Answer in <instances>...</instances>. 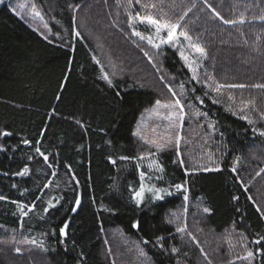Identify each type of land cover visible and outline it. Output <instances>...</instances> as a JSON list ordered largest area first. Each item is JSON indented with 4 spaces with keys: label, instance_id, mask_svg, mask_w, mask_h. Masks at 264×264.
Listing matches in <instances>:
<instances>
[{
    "label": "trees",
    "instance_id": "1",
    "mask_svg": "<svg viewBox=\"0 0 264 264\" xmlns=\"http://www.w3.org/2000/svg\"><path fill=\"white\" fill-rule=\"evenodd\" d=\"M41 1H55L49 23L58 37L42 34L7 3L0 6V131L12 134L0 137V195L6 197L0 240L11 234L35 240L42 264H110L108 257L116 264H264V251H258L264 243H254L264 236V87H257L264 85V0H151L154 14L169 12L175 23L181 17L178 32L203 48L199 67L190 63L195 73L175 46L135 41L125 27L127 15L115 14L106 0ZM86 7L90 21L75 23L73 10ZM112 19L118 22L114 32ZM138 28L144 37L154 30ZM86 32L106 34L99 46L106 51L111 43L119 49L114 65L102 64L111 86ZM127 38L134 39L131 46ZM145 73L157 84L143 79ZM160 73L165 78L158 80ZM217 84L225 87L213 91ZM173 91L210 125L218 171L192 168L184 154L181 166L172 145L142 153L144 144L133 135L142 113ZM198 123L185 120L184 127L195 134ZM37 140L47 163L35 151ZM152 160L162 172L149 168ZM25 166L27 175L14 174ZM141 171L143 182L172 194L153 200L148 192L138 207L132 196ZM77 196L81 204L73 213ZM49 201L55 206L45 213ZM184 203L193 210L182 235L169 217ZM18 204L35 208L22 216ZM198 227L203 243L194 235ZM233 231L243 237L245 254L255 253L251 261L238 258L242 249L227 253L210 243Z\"/></svg>",
    "mask_w": 264,
    "mask_h": 264
},
{
    "label": "rangeland",
    "instance_id": "2",
    "mask_svg": "<svg viewBox=\"0 0 264 264\" xmlns=\"http://www.w3.org/2000/svg\"><path fill=\"white\" fill-rule=\"evenodd\" d=\"M197 1H202V0H197ZM197 1L195 3H197ZM41 0H4V3H7L10 8L15 11L18 15H20L22 18L26 20L33 28L37 29L39 32L42 34H45L47 36H55L58 37V32H54V28L50 26V12H52L53 7L55 6V1H52L51 3H46ZM2 3V4H4ZM107 4L111 5V10L114 11L115 14H126L127 15V23L125 24V27H129V29L132 31H138L139 28L138 26L146 27L147 29L149 28H154V30L151 32L149 36L153 38L154 43H159V38L156 37L155 33V27L153 25H149L147 23V19L144 20V22H141L140 18H146V17H152L154 19L160 20L162 23H171V24H178L182 22L181 17L178 18V22L175 23V20L172 21L169 17H166L169 12L164 11V15L162 17L158 16V14H154L153 10L154 8L152 5L154 3L151 2V0H140L139 3L136 2V0H106ZM0 4V6L2 5ZM116 4V5H115ZM33 5H35V8H33ZM82 8H75L73 10V20L75 23H83L85 21H90L89 18V12L87 11V7L84 10H81ZM158 11H160L158 9ZM168 11V10H167ZM39 13V15H37ZM161 18V19H159ZM131 22V27L129 26ZM118 22L112 19V24L110 29H114L117 26ZM93 25V24H92ZM114 25V28H113ZM60 27V30L65 32L64 29L62 28L61 25H58ZM93 28V27H92ZM94 28H97L94 25ZM116 29V28H115ZM111 30V31H115ZM75 31V30H74ZM110 31V30H109ZM119 31V30H118ZM178 28L176 30V39L174 42V45L176 49H178L179 53L181 54V51H183L184 55L188 57L187 63L190 65V63H195L196 67H199V54L198 52H195L194 49L189 47V41H187L183 37H179ZM93 32V30H92ZM140 32V31H138ZM89 34V38L91 40L94 39L96 45H97V52H96V59L100 62V64H104L109 62V64L114 65L112 63V58H114V55L117 54V51H119L117 46H114L113 43H111V49L106 51L103 47L100 46V41L104 40L105 41V35H103L102 32H99L98 36L94 34H90L89 32H86ZM141 33V32H140ZM145 36V39H140V37L135 36L132 34V37L135 39V41H147V37ZM161 38L167 37V29H164L161 31L159 34ZM93 37V39H92ZM137 37V38H135ZM128 41L127 45L131 46V41L134 39H129L127 38ZM106 42L108 45H110L108 40L106 39ZM165 44H170V43H165ZM164 45V44H161ZM145 49V48H144ZM143 49L142 53H145ZM185 61V59H183ZM186 62V61H185ZM192 67V66H191ZM102 70L104 71V74L109 76L104 65H102ZM143 79L147 80L151 84H157L151 76L148 75V73H145V76H142ZM164 79V75L160 73L158 76L159 79ZM175 93V95H173ZM180 98V94L177 92H172V95L169 97V95L162 94L159 96V101L161 102V106H156V103L148 108L144 113H142V116L136 126L135 132H138L139 135H136L140 140L141 143L144 144V148L142 153H145L146 155L151 153L152 150H155L156 147L150 143H145V141H155L156 144H164L165 147H170L171 145L175 147L179 151V156L178 158L180 161H184V155L187 157L186 159L191 162L192 168H215L217 167L216 164V159L215 155L216 153L214 152L213 148L211 147V143L209 141L210 133H211V128L208 122L203 120L201 118V114L193 110L190 106H186L185 104L183 105L184 113H183V119L182 120H177L175 122V126H173V123L170 119H168L170 113L172 112H178V110H174L168 107H164L163 105H171L175 100ZM195 111V112H194ZM199 120L198 123V130L193 133L195 134H190L191 130L189 128H185V120ZM190 127V126H188ZM207 128V131H206ZM190 131V132H189ZM179 135L180 141L179 145L177 147L176 145V137ZM186 136V137H184ZM171 140V143L169 144L168 141ZM153 152V151H152ZM184 154V155H183ZM264 170V167L262 168ZM260 171L259 173L263 172ZM147 187H151L150 184L147 182H143ZM263 186V185H262ZM139 190V189H138ZM148 194L146 191L144 194V199L145 196ZM152 196V193H149ZM260 195H262L260 193ZM263 199H264V195ZM191 206H189L187 203H184L182 207H180L177 210H172L170 211L171 216L169 219L175 222L177 224V228H183L184 231H182V235L184 233H187L188 228V223L190 221V214H191ZM175 214V215H174ZM190 229V227H189ZM114 233V232H113ZM111 237H117L116 233L111 234ZM194 235L199 237L202 241L204 242V235L205 233H199V227L198 229L194 232ZM189 237L188 235H186ZM196 237V238H197ZM216 238H213V241L210 243H215L218 242L220 246L226 247L227 253L229 251H232L234 249H242L241 257L245 256L244 252V247L246 246V243L243 241V237L238 234L233 232H226L222 235L215 236ZM190 239V238H189ZM198 239V238H197ZM31 238H24L23 236H20L18 234H11L10 236L1 239L0 240V253L2 254L3 257V264H42L45 262L44 257L41 255L40 251L38 248L35 247ZM107 242V240H106ZM218 247V246H217ZM203 249V248H202ZM201 252L203 253L204 257H207L205 252L202 250ZM108 250L110 251V246L108 247ZM109 258V263L110 264H116L117 261L116 259L112 258L110 260ZM244 260V259H243ZM210 260L208 259V262ZM246 261H251V259L246 260Z\"/></svg>",
    "mask_w": 264,
    "mask_h": 264
},
{
    "label": "snow or ice",
    "instance_id": "3",
    "mask_svg": "<svg viewBox=\"0 0 264 264\" xmlns=\"http://www.w3.org/2000/svg\"><path fill=\"white\" fill-rule=\"evenodd\" d=\"M136 2L139 3L140 0H136ZM2 3H4V0H0V4H2ZM152 7H155V5H152ZM33 8H35V5H33ZM37 15H39V13H37ZM217 16H219V13H217ZM138 19H140L141 22H144V20L147 19V23L149 25H153L155 27V33H156V37L159 38V43H154L153 38L151 36L147 37V41H148V43L150 45H152V47L159 49L160 48V45L161 44H165V43H170V44H173L174 45V42H175V39H176V30L179 27L178 24L162 23L160 20L154 19L152 17H146V18H140V17H138ZM224 22L225 23H235V21H229V20H225ZM240 22L243 23V20H241ZM129 26L130 27L132 26L131 25V22H130ZM164 29H167V37H166V39L165 38H161L159 36V34L161 33V31L164 30ZM76 35H79V33H76ZM133 35L140 37V39H142V40L145 39V37L140 32H138V31H133ZM179 35L184 36L185 39L189 40V47H191L192 49H194L195 52L200 53L201 56L205 55V52H204L203 48H201L197 44L191 43V38L188 37L186 33L181 32V33H179ZM45 39H47V37H45ZM181 57L183 59H185V61L187 63L188 57H186L184 55L183 51H181ZM189 67H190V70L193 71V73H195V69H192L190 65H189ZM65 79H67V77H65ZM103 79L106 80L109 83V85L111 86L112 81L109 79V77L107 75H104L103 76ZM192 79L193 80L197 79V77H196L195 74L192 76ZM61 87H63V85H61ZM181 87H183V85H181ZM222 87H225V85H219V84H217L216 87L213 89V91H217L218 92L220 90V88H222ZM227 87H244V85H227ZM257 87H264V85H257ZM169 91H172V89L169 88ZM173 95H175V93H173ZM57 99H59V96H57ZM156 106H161V102L159 100L156 101ZM163 106L164 107L171 108V109H174V110H178V112H175L174 111V112L170 113V115L168 117V119H170L172 121L173 126H175V122L177 120H182L183 119L184 109H183V105L181 104V101L179 99L175 100L171 105H163ZM77 123H80V122L77 121ZM259 134L261 136H264V131H261ZM10 135H12L10 132L0 131V137H6V136H10ZM41 135H44V133L41 132ZM133 135H139V133L138 132H134ZM179 141H180V137H179V135H177V137H176V145H177V147L179 145ZM23 143L24 144H29L30 141L24 140ZM145 143H150V144L154 145L156 147L157 152L162 151L163 148L165 147L164 144H156L155 141H145ZM168 143L170 144L171 143V140H169ZM36 144H37V147L35 148L36 153H38L40 156H42L43 159H44V161L47 163L48 156L45 155L41 151L40 147L38 146L40 144V141L37 140L36 141ZM3 150H4L3 147L0 146V151H3ZM148 155L151 156L153 154L152 153H149ZM177 155L179 156V151L177 152ZM29 159H32V157H29ZM120 159L121 160H128L129 157H127V156H121ZM139 159L143 160V159H145V157L142 155V156L139 157ZM176 162L177 161H174V163H176ZM112 163H115V161L113 160ZM179 163H180L181 166H183V161H179ZM153 165L156 166V168H157L158 171H161V172L163 171V167L160 164H158L157 161L152 160L151 163L149 164V168H152ZM137 167H138V170H139V166H137ZM203 170L209 171V170H212V169L205 168ZM215 170L218 171L219 170V167L217 166V168ZM232 170L235 171V168H233ZM262 171H264V170H262ZM28 173H29V168L27 166H25L20 171L14 173V174L17 175V176H24V175H27ZM6 174L7 173H5V175ZM185 174L187 175V172ZM144 177H145V173L143 171H141L140 172V180H141L140 188H139V190L134 191L133 196H132V199L134 200V202L136 203V205L138 207L143 203V201H144V194H145L146 191L149 192V193H152V199L153 200L163 199L164 194H167V195H171L172 194L171 192H169L167 189H164V188L147 187L143 183ZM184 183L186 184L187 181H185ZM13 186L15 187V185H13ZM44 187L47 188L48 185L45 184ZM174 187H175V189L177 191H179V190L182 189L183 185L177 183V184L174 185ZM5 199H6V197L4 195H0V201L5 200ZM233 199H236V197H234ZM185 200H187V196H185ZM12 203H18V202L13 201ZM80 204H81L80 197L77 196V198L75 200V207H73L71 209V211L73 213H75L78 210ZM54 206L55 205L51 201H49L48 202V207L44 208V212L47 213L49 211V209L52 208V207H54ZM25 207H27V211L24 210ZM18 208H19L22 216H27L28 215V212L32 211L35 208V205H32V206H24V205H19L18 204ZM204 211L205 212H208L209 209L208 208H205ZM257 211H261V210L258 208ZM262 218H264V217H262ZM68 227H69V225H68V222L66 221L64 223V226L59 229V232H60V236L61 237H65L67 235L66 229ZM133 227H138V224L134 223L133 224ZM176 231L177 232H182V231H184V229L178 227L176 229ZM162 239H163V237H157V240H162ZM31 243L35 244L36 241L33 240V241H31ZM254 243H256L257 245H260V244L264 243V236H261L259 239L255 240ZM172 251L175 252L176 249L173 248ZM258 251H264V249H258ZM254 255H255V253L253 251L249 250V251L246 252V255L245 256L238 257V258L239 259H244V260H249V259L253 258ZM205 258H207V257H205Z\"/></svg>",
    "mask_w": 264,
    "mask_h": 264
}]
</instances>
